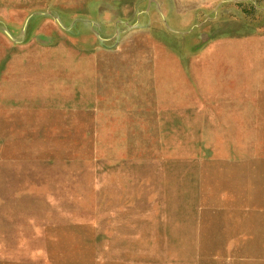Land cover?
I'll return each instance as SVG.
<instances>
[{
	"label": "rangeland",
	"instance_id": "rangeland-1",
	"mask_svg": "<svg viewBox=\"0 0 264 264\" xmlns=\"http://www.w3.org/2000/svg\"><path fill=\"white\" fill-rule=\"evenodd\" d=\"M42 1L125 32L74 57L111 65L109 103L0 107V264H264V0H0V19ZM151 65L174 104L116 91Z\"/></svg>",
	"mask_w": 264,
	"mask_h": 264
},
{
	"label": "crops",
	"instance_id": "crops-1",
	"mask_svg": "<svg viewBox=\"0 0 264 264\" xmlns=\"http://www.w3.org/2000/svg\"><path fill=\"white\" fill-rule=\"evenodd\" d=\"M18 8V18L2 16L0 19V45L6 54L3 60L6 64H0V107L24 115L30 112L26 106L31 105L81 106L109 103L112 92L111 65L79 64L75 63L74 57L93 58L95 41L101 43V55L109 57L111 42L114 41L113 47L123 43L124 23L118 21V18L107 16L101 26L88 12H71L65 8L59 12L43 1L36 6L27 4ZM54 52L62 58L61 64H34L35 59L32 57L40 58L48 53L55 55ZM68 57L70 59L64 60ZM206 72L204 68L205 80ZM118 73L119 80L125 84L116 91L123 97L137 98L138 104H143V98L149 97L151 104H159V94H162L166 99L162 101L163 104H174L170 86L176 77L174 69L151 65L133 68L130 74L126 70ZM255 98L256 103L252 100L254 106L264 104L258 94H255ZM19 118L23 120L30 117ZM252 211L238 208L229 212L223 222L225 242L235 232L232 228L239 215L236 212L246 216L252 214ZM232 212L234 215H230Z\"/></svg>",
	"mask_w": 264,
	"mask_h": 264
}]
</instances>
